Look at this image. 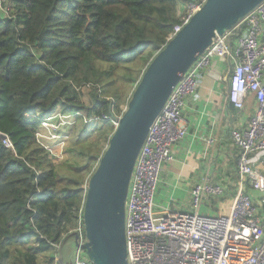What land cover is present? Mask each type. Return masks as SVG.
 Here are the masks:
<instances>
[{
    "label": "trees",
    "instance_id": "1",
    "mask_svg": "<svg viewBox=\"0 0 264 264\" xmlns=\"http://www.w3.org/2000/svg\"><path fill=\"white\" fill-rule=\"evenodd\" d=\"M190 1L5 0L0 132L12 147L0 138V264H55L81 215L82 185L114 129L84 119L121 114ZM75 113L81 127L59 160L36 133L46 119Z\"/></svg>",
    "mask_w": 264,
    "mask_h": 264
},
{
    "label": "built area",
    "instance_id": "2",
    "mask_svg": "<svg viewBox=\"0 0 264 264\" xmlns=\"http://www.w3.org/2000/svg\"><path fill=\"white\" fill-rule=\"evenodd\" d=\"M205 0H192L184 6L167 41L190 19ZM8 5L0 0V14H8ZM232 30L237 33L231 39ZM214 56L225 62V77L229 84L227 99L239 111L245 99L253 95L255 109L243 128L229 131V143L237 149L236 188L225 213L200 211L208 198L226 195L225 186L201 175L189 190L192 212L175 217L156 215L155 197L163 166L172 158L171 148L184 139L182 108L185 100L195 94L198 78ZM264 1L248 13L233 29L219 35L184 73L153 121L136 157L125 200V247L128 264H264V232L256 203L245 190V183L264 194V173L256 165L264 164ZM124 107H122L123 111ZM122 113V112H121ZM113 115L84 119L86 123L117 121ZM75 114L55 116L58 127L76 124ZM118 117L119 115H114ZM51 119L42 122L36 133L38 143L55 158L62 157L65 134L43 132ZM53 128V125L50 124ZM3 145L12 147L8 137L0 132ZM43 138L57 139L48 144ZM207 149L213 137L204 139ZM57 146L59 151H53ZM86 188V182L82 185ZM264 206V195L258 201ZM82 214V211H81ZM78 242L84 241L81 215L76 226ZM73 264H91L85 252L76 247Z\"/></svg>",
    "mask_w": 264,
    "mask_h": 264
},
{
    "label": "water",
    "instance_id": "3",
    "mask_svg": "<svg viewBox=\"0 0 264 264\" xmlns=\"http://www.w3.org/2000/svg\"><path fill=\"white\" fill-rule=\"evenodd\" d=\"M264 0H205L188 22L151 58L87 178L82 206L84 241L70 231L56 249L55 264H73L82 249L91 264H128L125 200L133 166L155 118L184 73L223 33ZM72 241V243H71ZM66 257L62 250L70 246Z\"/></svg>",
    "mask_w": 264,
    "mask_h": 264
},
{
    "label": "crops",
    "instance_id": "4",
    "mask_svg": "<svg viewBox=\"0 0 264 264\" xmlns=\"http://www.w3.org/2000/svg\"><path fill=\"white\" fill-rule=\"evenodd\" d=\"M224 65L222 58L214 56L209 67L201 72L195 94L185 100L182 121L187 135L172 146V158L163 166L154 201L159 218L193 211L189 190L201 175L224 185L227 193L223 198H208L200 211L217 214L231 202L236 188L237 149L229 143V131L246 126L254 112L255 101L249 94L243 108L235 110L227 99L229 80L225 77ZM261 80L264 84V72ZM208 136L213 137L214 142L206 149L204 139ZM256 167L264 173V164ZM246 183L245 190L256 203L264 232V206L258 203L264 194Z\"/></svg>",
    "mask_w": 264,
    "mask_h": 264
},
{
    "label": "rangeland",
    "instance_id": "5",
    "mask_svg": "<svg viewBox=\"0 0 264 264\" xmlns=\"http://www.w3.org/2000/svg\"><path fill=\"white\" fill-rule=\"evenodd\" d=\"M185 5V3H182L181 4V6H180V10H182L183 9V6ZM122 107H124V106H122ZM56 116V115H55ZM48 123H49V125L50 124H52L53 125V128L52 127H50L49 125L48 126H46L47 127V130L44 128V130H43V132L45 133V134H47L48 133V130L51 132V133H57V134H65V136H67L66 138H64V142H63V147L64 146H66L68 143H69V141H71L72 139H73V137L75 136V135H72V130L74 129L75 131V133H77L78 131H79V129H80V127H81V124L79 123H76V125H72V124H70V125H68V124H65V125H60V126H58V127H55L56 125H57V122L56 121H54V118L53 119H51V121H47ZM100 124H95V123H91L90 124V127L92 128V127H98ZM75 127V128H74ZM74 134V133H73ZM43 140L46 142V143H48V144H54V143H56V141H57V139H48V138H43ZM52 148H53V151H59V149L57 148V146H55V147H53L52 146ZM64 157H66V153L64 152V153H62V157L60 158V157H57V159H63ZM216 213V212H215ZM69 250H70V248H69V246H66V247H64L63 248V250H62V253H63V255H64V257H66L67 256V254H68V252H69Z\"/></svg>",
    "mask_w": 264,
    "mask_h": 264
}]
</instances>
